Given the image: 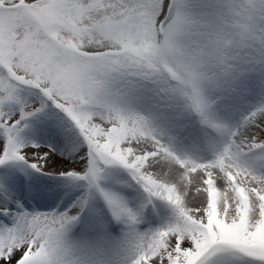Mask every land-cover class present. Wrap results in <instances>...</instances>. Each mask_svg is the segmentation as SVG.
I'll return each instance as SVG.
<instances>
[{
	"label": "snow or ice",
	"instance_id": "snow-or-ice-1",
	"mask_svg": "<svg viewBox=\"0 0 264 264\" xmlns=\"http://www.w3.org/2000/svg\"><path fill=\"white\" fill-rule=\"evenodd\" d=\"M0 264H264V0H0Z\"/></svg>",
	"mask_w": 264,
	"mask_h": 264
}]
</instances>
